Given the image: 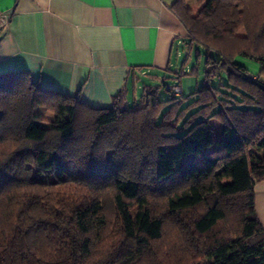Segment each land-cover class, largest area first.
I'll use <instances>...</instances> for the list:
<instances>
[{
	"label": "trees",
	"instance_id": "1",
	"mask_svg": "<svg viewBox=\"0 0 264 264\" xmlns=\"http://www.w3.org/2000/svg\"><path fill=\"white\" fill-rule=\"evenodd\" d=\"M186 1L171 11L196 62L205 55V83L188 102L162 82L137 103L120 93L95 109L27 71L1 75L0 264H264L253 192L264 180V57L229 47L237 0H206L195 14ZM220 73L233 88L209 86ZM38 107L68 119L38 126Z\"/></svg>",
	"mask_w": 264,
	"mask_h": 264
},
{
	"label": "crops",
	"instance_id": "2",
	"mask_svg": "<svg viewBox=\"0 0 264 264\" xmlns=\"http://www.w3.org/2000/svg\"><path fill=\"white\" fill-rule=\"evenodd\" d=\"M174 2L0 0V15L11 16L0 31V75L27 71L41 88L78 95L80 102L95 109L111 107L120 93L128 104L137 103L145 87L153 86L149 83H164L163 72L174 79L191 69L186 59L172 70L174 50L191 47L171 11ZM250 70L257 73L259 68ZM142 78L147 84L140 85ZM218 128L211 130L221 139L225 129ZM253 192L254 211L264 228V180Z\"/></svg>",
	"mask_w": 264,
	"mask_h": 264
},
{
	"label": "rangeland",
	"instance_id": "3",
	"mask_svg": "<svg viewBox=\"0 0 264 264\" xmlns=\"http://www.w3.org/2000/svg\"><path fill=\"white\" fill-rule=\"evenodd\" d=\"M237 1L238 3L236 5V18L238 19V24L236 23V39L231 40V42L229 43V47L232 46L234 50H236V54L242 51H248L253 55H258V57H264V0ZM205 2L206 0H187L185 5L192 10L193 14H195L201 9L202 5H204ZM195 48V44H192L190 48L187 47L186 49L184 45H180L177 49L174 50L171 62L173 66L172 70H174L176 67H178L179 69L181 63L187 58L188 66L186 67L190 69L193 65L197 64L198 70L196 72H185L179 77H176V79H171L169 73L164 74L163 72L162 74L163 77L166 76V79H163L165 84L169 86L176 84L180 87V89L182 90V94L180 97L184 98L186 102L191 100L192 93L199 90L205 83V79L203 77L205 55L203 54V51L199 49L202 55L196 62ZM236 63L246 67L249 72L251 71L250 69L257 66L252 61L240 57H236ZM252 74H256L257 76L258 72ZM145 79L146 78L140 79V85H142L143 83L147 84V80ZM251 81L253 80L251 79ZM149 84L161 85L160 83L154 82ZM209 86H212L216 89H221L223 91H227V89L221 86H229L230 88L234 87L228 81V77L225 73H220L218 77L211 79ZM236 90H238L239 93L247 94L246 90L238 85H236ZM140 94L141 92H139V95ZM236 94L240 97L238 93ZM170 95L171 94L165 92L164 90L161 91V97H163L164 99H167L168 97H170ZM128 97L131 100L133 94L129 92ZM250 109L254 110V107H250ZM35 111L38 117L35 123L36 125L41 127L50 128L54 124H63L68 119L67 115H59L53 113L44 107H38ZM209 125L214 132L219 131L220 128H218V126H221L222 129H225L223 125L214 120L211 121ZM36 174V171H34L33 175L35 176ZM216 175L219 181L223 184H230L232 182L231 176L224 169H219ZM50 177L52 178L53 176Z\"/></svg>",
	"mask_w": 264,
	"mask_h": 264
},
{
	"label": "built area",
	"instance_id": "4",
	"mask_svg": "<svg viewBox=\"0 0 264 264\" xmlns=\"http://www.w3.org/2000/svg\"><path fill=\"white\" fill-rule=\"evenodd\" d=\"M10 15L9 14H1L0 15V31L3 30L4 28H6L10 22ZM252 80H254V78H252ZM3 85V77L0 75V88ZM172 94L175 97H180L181 96V90L180 87L178 85H173L172 86Z\"/></svg>",
	"mask_w": 264,
	"mask_h": 264
}]
</instances>
